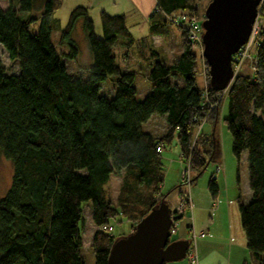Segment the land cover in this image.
<instances>
[{
	"label": "trees",
	"instance_id": "16d2710c",
	"mask_svg": "<svg viewBox=\"0 0 264 264\" xmlns=\"http://www.w3.org/2000/svg\"><path fill=\"white\" fill-rule=\"evenodd\" d=\"M156 1L159 11L150 18V35L170 34L165 14L195 10L192 0ZM62 2L9 0L6 8L0 6V153L13 163L10 187L0 196V264H87L81 251L86 203L96 227L121 216L134 229L153 206L167 200L162 192L165 147L175 142L181 158L190 160L192 183L213 159L214 134L201 129L194 138L208 111L197 81L196 44L182 31V51L170 64L151 47V91L139 100L136 73L121 67L113 52L137 41L125 15L102 11L103 36L98 37L85 6L74 8L65 27H59L53 13ZM79 28L92 56L87 76L68 71L51 38L53 30H60L59 43L69 46L62 54L77 59ZM141 41L147 44V38ZM2 52L19 61L18 72H7ZM206 64L209 100L215 104L221 90L210 85ZM109 76H114L112 98L100 93V83ZM227 90L222 119L237 161L247 154L251 190L248 202H239L241 224L252 259L264 264V38L253 75L236 76ZM220 113L217 104L208 118L217 124ZM153 114L166 118L163 134L143 130ZM123 171L114 203L106 185L113 173ZM208 186L216 196V179ZM116 238L95 232V264H107Z\"/></svg>",
	"mask_w": 264,
	"mask_h": 264
},
{
	"label": "rangeland",
	"instance_id": "374dc122",
	"mask_svg": "<svg viewBox=\"0 0 264 264\" xmlns=\"http://www.w3.org/2000/svg\"><path fill=\"white\" fill-rule=\"evenodd\" d=\"M210 1L211 0H192V3L195 6V10H192V13L197 17V19H203V20L205 19V9ZM73 2L74 1L72 0L67 6L64 5L56 9L53 13V16L58 19L61 27L65 26L69 20L70 13L72 12L71 8L74 6ZM92 3H94V1H92ZM0 5L4 7L8 6L9 0H0ZM94 6H96V4ZM260 15H261L260 18L261 23L259 24L260 31L257 35H258V40L261 42V40H263L264 38V4L262 5ZM91 16H93V19L95 18L94 26H95L96 36L102 37L103 32H102L100 18L95 12L92 13ZM168 23H169L168 27L170 30V34L167 35L166 37H162L163 39L157 38L158 40L157 41L155 40L156 44L153 43L152 39L148 36L150 35V33L148 34V28L145 26V20H144V24L143 22H141L136 24V26L132 28L135 34L134 37L135 36H139V37H135L137 41L132 45L131 48L129 49L124 47L122 48V46L121 47L115 46L113 48V52L115 54L117 63L121 67H124L125 65L130 66L131 69L136 73L134 85L137 90L136 97L139 100L143 99L151 91V82L149 80V70H150L149 63L152 62V60L155 58V56L152 54L151 47H154L155 50L160 53V55L157 58L163 59L167 64H170L175 59L174 56L176 55L175 52L179 50V42L182 41L181 36L183 39V34L182 32H180L179 27H177L176 25L170 22ZM38 26H39V22H37L33 27L34 31L38 29ZM60 35H61L60 30H53L51 38L57 48V51L60 53L62 60L66 64L68 71L81 72L84 76L89 75L88 67L92 63V56L90 54L88 45L85 47L83 45L84 44L83 41H85L84 37H82L80 32L76 30V36H78L77 40L80 41L81 51L79 57L77 59H74L64 56L62 54V52H67L69 50V46L67 44L59 43ZM144 38H147V44L142 43L141 40ZM193 50L197 54V63H198L197 81L201 86V88L205 89L208 81L207 78L208 67L206 64V60L202 55V45L201 46L195 45ZM123 51L129 53L130 56L128 58H123L122 56ZM2 58L4 64L7 67L8 73H11L13 71L15 72L19 71L20 67H19V61L17 59H15L14 61L10 60L4 52H2ZM255 60L256 59L253 57L247 58L244 61L242 68H240L237 71V74L253 75V73L255 72ZM112 78H114V76H109L106 80L100 83V93L110 98H112L115 93V84ZM227 91H228L227 88L221 90L219 94L220 96L218 97L216 102H214L216 103V106L217 104L218 106H220V110H221L220 113L221 116L218 119L216 126L215 127L213 126V120H211L210 117L206 122H204L203 126L201 127L204 135H210V136L211 134H213V129H214V135L218 143V152L216 153L217 156L209 163V165L206 167L204 172L198 178V180L200 179V181L204 178L208 179L211 176L217 177L220 171V168L218 167L219 165L217 166V164L221 160L224 161L227 177L230 180H236L237 170L239 165L240 167H242V170L244 168L248 169L247 162L241 163L240 161H237L236 157L234 156L232 152V135L227 125L224 123V120L222 119L223 116L226 114V106L224 103V98L226 97ZM154 115L155 116H153L150 120L145 121L143 123L142 128L145 131L157 135L163 134L166 131L165 127L167 126V120L162 115L159 114H154ZM155 117H159L161 124L159 123L155 125L153 123ZM198 129L199 126L196 128L194 138H196V136L200 132ZM179 155H180V147L175 142H173L170 146H167L163 149L162 152V160L164 163V181L162 184L163 193L170 194L180 182L182 185V181H181L182 171L185 168V164H181V160H179L181 158H179ZM123 173L124 171L120 173H113L111 175L110 181L106 185L107 195L110 197V199L113 200L114 203H116L117 201V196L121 187ZM191 174L193 175L192 169H191ZM12 176H13L12 161L9 158H7L4 154L0 153V196H4L8 191L12 181ZM172 204H174V202H172ZM237 205H239L238 202ZM91 212H92V208L88 205V203H86L84 207L85 222L82 228L81 251L87 264H95V254L91 244L95 232L99 230V227L97 228L92 221ZM111 225L113 226V229L110 232L117 237L122 236L124 234L127 235L133 230V227L131 226L130 222L121 216L118 217L117 219H112ZM181 227H182L181 223H179V229L177 230L176 233L172 235V237L170 238L171 240L176 239L179 236V234L177 236V233L178 231H180ZM105 232L108 233L109 231H105ZM185 259H187V257L183 258V260Z\"/></svg>",
	"mask_w": 264,
	"mask_h": 264
},
{
	"label": "crops",
	"instance_id": "0c3cea01",
	"mask_svg": "<svg viewBox=\"0 0 264 264\" xmlns=\"http://www.w3.org/2000/svg\"><path fill=\"white\" fill-rule=\"evenodd\" d=\"M71 1L72 0H63L62 5L60 7L64 5L67 6ZM73 1L74 6L71 8L72 10L77 6H85L88 9L89 17L93 19V16L91 15L95 12L100 18V22L102 11H106L110 14H124L126 17L127 26L133 36L135 34L132 28L135 27L138 23L143 22L144 24V20L145 26L148 28V34L150 33V18L157 3L156 0ZM92 1H94V3H92ZM95 4L96 6H94ZM2 7L6 8L7 6ZM93 21H95V18L93 19ZM59 27H61L60 24ZM179 30L180 32H182L180 28ZM78 31L82 36V31L80 28L78 29ZM148 36L152 39L153 43L155 44L158 40L157 38H162V36L160 35ZM181 42H179V50L175 52V58L182 51ZM83 43L84 47L87 46L86 41H83ZM122 56L123 58H128L130 55L129 53L123 51ZM123 68L132 70L131 67L128 65H125ZM153 116L155 115L153 114L148 120H150ZM153 123L155 125L159 123L161 124L159 117H155ZM213 126H216L214 122ZM166 128L167 126L165 127V129ZM214 139L215 149L213 152V159L217 156L216 153L218 152V143L215 138V135ZM180 156L181 150L179 158H181ZM179 160H181V164H185V161H183L182 158ZM239 161L241 163L247 162V154L243 153ZM217 166L220 168L217 177L211 176L210 178H204L201 181L200 179H197L195 182L192 183L191 197L193 208L192 211H187L185 215L181 218L180 223L182 227L177 233V236L179 234L177 238L190 237L189 229L194 228L195 232L198 233L196 242L194 244L197 246L199 251V264H256V262L252 259L250 251L247 247L246 235L241 224L240 208L239 205H237V202H248L251 196L248 169L244 168L242 170V167H240L239 165L237 170L238 176L236 177V180H230L227 177L224 161H219ZM212 177L216 179V182L218 184L219 190L216 196L212 195L208 186L209 180ZM181 189L182 185L180 182L174 188V190L170 194H168L167 200L170 203L171 207H173V205L176 206L178 204L179 193ZM214 201H217V207L215 209H212L211 207ZM172 202H174V204H172ZM130 224L132 226V222H130ZM201 230H205V233L199 234ZM164 264H189V262L188 259H180L178 261H170Z\"/></svg>",
	"mask_w": 264,
	"mask_h": 264
},
{
	"label": "water",
	"instance_id": "95a60500",
	"mask_svg": "<svg viewBox=\"0 0 264 264\" xmlns=\"http://www.w3.org/2000/svg\"><path fill=\"white\" fill-rule=\"evenodd\" d=\"M262 0H211L202 22V55L209 66L210 85L227 88L234 78L232 55L248 40ZM171 205L161 200L127 235L113 242L107 264H164L183 259L191 239L170 240Z\"/></svg>",
	"mask_w": 264,
	"mask_h": 264
},
{
	"label": "built area",
	"instance_id": "2783aa9c",
	"mask_svg": "<svg viewBox=\"0 0 264 264\" xmlns=\"http://www.w3.org/2000/svg\"><path fill=\"white\" fill-rule=\"evenodd\" d=\"M264 4V0H262L258 6V13L255 19V22L252 27L251 34L248 40L240 47V49L232 55V67L234 71V78L238 76L237 71L242 68L244 61L247 58H255V70H256V63H257V53L258 48L261 42L258 40V33L260 31V23H261V9L262 5ZM159 11L158 6L156 5L153 13ZM166 20L177 27H179L184 33L188 40L195 43L196 45H202L203 50V33L204 28L202 25L203 19H197V17L188 10H180L171 14H165ZM258 40V41H257ZM232 80V82H233ZM231 82V83H232ZM230 83V85H231ZM229 85V86H230ZM228 86V87H229ZM227 87V89H228ZM226 89V88H225ZM203 95V105L202 107L207 111L206 116L199 122V131H201V127L203 126L204 122L207 121L211 110H213L216 106L209 100V93L206 88L202 92ZM198 131V132H199ZM158 151H161V146L157 147ZM185 161V160H183ZM192 178L193 175L191 174V167H190V160L185 161V168L182 171V190L179 193V202L176 206L171 207V219L172 223L170 226V233L171 236L177 232L179 228V223L181 221V217L187 212L192 211L193 204H192V197H191V186H192ZM217 207V201H214L212 205V209ZM98 228V227H97ZM112 225H101L99 226V230L101 231H112ZM190 231V239H191V246L187 253V259L189 264H199L200 256L197 246L194 244L196 242V238L198 233L195 232L194 228L189 229ZM205 230H201L199 234H204ZM170 236V237H171Z\"/></svg>",
	"mask_w": 264,
	"mask_h": 264
},
{
	"label": "bare ground",
	"instance_id": "6f19581e",
	"mask_svg": "<svg viewBox=\"0 0 264 264\" xmlns=\"http://www.w3.org/2000/svg\"><path fill=\"white\" fill-rule=\"evenodd\" d=\"M171 238V237H170ZM171 240V239H170ZM188 253V252H187ZM187 257V256H186Z\"/></svg>",
	"mask_w": 264,
	"mask_h": 264
}]
</instances>
